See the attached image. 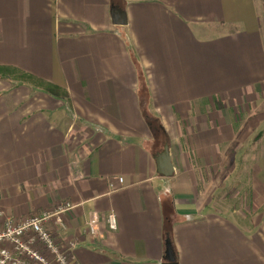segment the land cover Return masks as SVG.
Listing matches in <instances>:
<instances>
[{"label":"crops","instance_id":"crops-1","mask_svg":"<svg viewBox=\"0 0 264 264\" xmlns=\"http://www.w3.org/2000/svg\"><path fill=\"white\" fill-rule=\"evenodd\" d=\"M112 7L126 25L113 23ZM127 39L170 139V177L157 172L160 146L146 144L151 123ZM0 67L43 82L0 77V209L23 220L69 203L66 229L48 225L61 245L78 242L81 264H168L165 217L177 264H264V217L248 226L200 187L236 141L226 100L264 92V0H0ZM94 211L103 219L91 236Z\"/></svg>","mask_w":264,"mask_h":264},{"label":"rangeland","instance_id":"rangeland-1","mask_svg":"<svg viewBox=\"0 0 264 264\" xmlns=\"http://www.w3.org/2000/svg\"><path fill=\"white\" fill-rule=\"evenodd\" d=\"M214 102L218 105L221 104L220 99H215ZM226 102H228L227 107L229 108L228 116L233 125L230 128L232 130L230 136L231 138L236 136L237 142L233 141L224 145L223 151L226 152V158L218 159V174L200 176L202 177L200 187L204 194L213 195L212 192L216 191L217 204L225 211L227 209L231 212L236 210L237 219L241 218L244 224L250 226L255 224L254 220L258 222L261 217H264V205L256 206L254 204L251 181L249 180L250 169L256 163V156L261 151V148H256V145H259V140L264 135V92L262 91L258 95L249 93L242 98L228 99ZM259 120L263 122V126L258 125ZM260 132L262 133L261 137L255 141L254 137ZM167 141L170 143L169 136L165 132L161 135L159 148L164 149L165 144H168L165 143ZM209 169L214 171L215 167ZM252 208L257 211L255 217L252 214ZM52 220L53 218L50 219V221Z\"/></svg>","mask_w":264,"mask_h":264},{"label":"built area","instance_id":"built-area-1","mask_svg":"<svg viewBox=\"0 0 264 264\" xmlns=\"http://www.w3.org/2000/svg\"><path fill=\"white\" fill-rule=\"evenodd\" d=\"M119 181L123 182V178H119ZM70 207L68 203L54 213H36L23 220H16L0 209V264H81L76 255L78 242L74 240L66 246L61 245L48 225L50 219L54 218L61 229L65 230L66 225L60 213ZM101 219L98 212H92L86 223V232L91 236L97 235ZM104 221L110 229H117V216L114 212H109Z\"/></svg>","mask_w":264,"mask_h":264},{"label":"trees","instance_id":"trees-1","mask_svg":"<svg viewBox=\"0 0 264 264\" xmlns=\"http://www.w3.org/2000/svg\"><path fill=\"white\" fill-rule=\"evenodd\" d=\"M126 44H127V50H128L129 56L131 58L132 63L134 64V67H135L136 72H137L138 85L136 88V93H137L139 103L141 106V111L143 112L144 116L149 121V123H151L152 137L146 144H147L148 148L149 147L155 148V146H160L159 144L161 142V135H163L165 133V130L161 124L159 117L154 115L153 112L149 109L151 95H150V90H149L145 70H144L133 46L131 45V43L128 39L126 40ZM0 77H2V78L6 77L9 79L17 78V79H21L27 83H37L40 85H41V83H43L41 80L36 79L34 76H32L26 72H23L21 70H18L16 68H12V67H0ZM261 135H262L261 132L258 133L254 137L255 141L258 140L261 137ZM165 143L170 144L168 141ZM162 150H163V148L159 149L158 152H160ZM252 193H253V197H254V202H256L258 194L255 191H252ZM173 226H174V220L170 217H165L164 218V225H163V228H164L163 235H164V240H165L166 244H167L168 240L173 242ZM175 257H176L175 264H177L178 263V257H177L176 252H175ZM165 262L169 264L167 259H165Z\"/></svg>","mask_w":264,"mask_h":264},{"label":"water","instance_id":"water-1","mask_svg":"<svg viewBox=\"0 0 264 264\" xmlns=\"http://www.w3.org/2000/svg\"><path fill=\"white\" fill-rule=\"evenodd\" d=\"M111 15L114 24L116 25L127 24V15L124 10L112 7ZM155 161L157 166V172L160 175L166 177L173 176V174L175 173V166L173 163L169 144H165L164 149L156 155ZM165 257L168 260L169 264H175V260H176L175 252L172 242L169 240L166 244Z\"/></svg>","mask_w":264,"mask_h":264}]
</instances>
